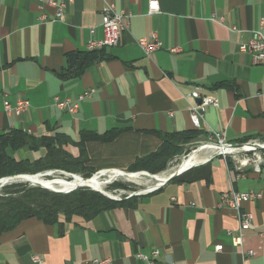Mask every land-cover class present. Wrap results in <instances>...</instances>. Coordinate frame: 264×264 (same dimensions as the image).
Wrapping results in <instances>:
<instances>
[{
	"label": "crops",
	"instance_id": "0c3cea01",
	"mask_svg": "<svg viewBox=\"0 0 264 264\" xmlns=\"http://www.w3.org/2000/svg\"><path fill=\"white\" fill-rule=\"evenodd\" d=\"M48 1L0 0V136L19 131L27 139L6 146L15 161L45 156L41 140L78 157L85 132L99 138L116 132L111 141L86 143L96 171H129L137 157L158 148L160 136L193 129L195 141L215 131L228 143L264 142V66L238 49L252 31L264 34V0H158L155 14L147 13L148 0H50L65 3L63 20L40 22L41 12L55 14ZM107 1L128 16L127 28L116 46L86 61L87 43L102 38ZM152 31L162 46L146 57L136 40ZM196 87L217 99L199 128L188 114L187 94ZM87 90L93 91L74 114L52 104L54 96L75 101ZM19 97L28 99V109L6 115L3 100ZM230 191L261 193L240 208L251 213V229L240 230L236 211L217 207ZM154 249L152 264H264V165L255 171L238 167L231 155H210L157 190L124 197L88 220L27 218L0 234V264H147L138 254L150 257Z\"/></svg>",
	"mask_w": 264,
	"mask_h": 264
},
{
	"label": "trees",
	"instance_id": "16d2710c",
	"mask_svg": "<svg viewBox=\"0 0 264 264\" xmlns=\"http://www.w3.org/2000/svg\"><path fill=\"white\" fill-rule=\"evenodd\" d=\"M97 52L89 51L91 56H88L86 61L93 60ZM70 60L74 61V58ZM115 134L116 132L112 130L99 138L92 133H82L79 144L81 153L78 157H73L61 147L60 143L55 144L54 140H41L47 149L45 156L33 162H17L7 152L6 146L18 148L23 146L27 139L22 132H7L0 136V178L16 174H36L46 170H61L81 174L82 177L87 178L97 169L89 165L86 143L98 139L102 142L111 141ZM198 135V131L193 129L171 136H158L160 138L158 148L145 156L137 157L129 171L143 170L154 174L164 170L173 158L181 154L183 145L195 141ZM246 141L248 140L243 139L240 143ZM31 144L33 148L36 147V140ZM113 185L122 186L119 183ZM9 186L14 189L9 190ZM120 202L121 200H111L88 188H76L68 193H58L22 184L6 185L0 194V234L27 218H35L46 224H58L61 218L65 221L73 217L88 220Z\"/></svg>",
	"mask_w": 264,
	"mask_h": 264
},
{
	"label": "built area",
	"instance_id": "2783aa9c",
	"mask_svg": "<svg viewBox=\"0 0 264 264\" xmlns=\"http://www.w3.org/2000/svg\"><path fill=\"white\" fill-rule=\"evenodd\" d=\"M47 4L55 8V14L53 15L52 18H48L46 14L41 12L38 16V20L40 22L63 20V10L65 7V3L64 2L56 3L54 1L49 0ZM147 8H148L147 10L148 14H155L160 12L158 0H148ZM101 12H102L101 27H102L103 35L101 39L90 41L87 43L86 47L88 51H99L105 47L116 46L118 44L120 33L127 28L128 16L122 12H117L115 10L112 1H107L103 5ZM136 43L146 57H150L156 50H158L162 46L161 40L158 38L156 32L153 31L144 37L138 38L136 40ZM238 49L241 52L248 53L251 56L252 62L254 64L264 66V34L260 30L252 31L249 39L245 42H241L238 45ZM177 51L178 48H170V52H177ZM92 91L93 90L85 91L84 93L80 94L77 100L75 101H72L69 98L60 99L57 96H54L51 99V101L52 104L57 109L61 111H66L69 114H74L77 112L78 101L82 100L86 96H89ZM187 97L192 101V103L188 108L189 119L194 128H199L200 121L203 118L206 107L217 106V99L214 95L210 93L202 94L201 90L198 87L194 88L189 94H187ZM197 100H199V102H197ZM28 107H29V101L28 99L23 97L16 98V100L13 103L8 101L7 99H4L2 102L3 112L6 115L19 116L20 114L24 113L28 109ZM204 142L216 144L219 146L234 147L233 146L234 144L226 142L223 136L219 132H215V131H208L206 141ZM204 142H200V144ZM239 144H241L239 147H235L237 148L238 151L230 152V153L218 152V155H223V156L231 155L233 158L237 159V156H239V154H242V156L247 158V165H252L254 170L258 171L260 169V166L264 165V152H262V154H260L259 152L264 150H258V149H254L252 151L242 150V145L247 144L254 146L255 144L260 145V142L258 140H248L246 142ZM196 148L197 147H195L194 145H191L190 152L184 155V157L192 153ZM249 153H251L252 156H250ZM241 166H246V165H238V167ZM107 170H111V169L99 170L95 174ZM47 172L60 173L61 170H46L40 173H47ZM160 186L162 185L159 183L148 189L131 191L128 192L125 195V197L128 198L133 195L149 193L157 190ZM260 196L261 193H256L252 191L225 192L220 196V199L217 203V207L219 208L226 207L236 211L237 218L239 220L240 230L242 231L248 230L253 227L252 215L248 211H240L241 205L244 202L251 201ZM111 198L112 200L119 201L124 197L122 198L118 195L117 196L112 195ZM232 240L234 245L240 244L239 236H233ZM221 248H222L221 244H216L214 246L215 251H219L221 250ZM251 253L252 252L250 250L247 252L248 255H250ZM158 254L159 251L157 249H154L152 250L150 257L142 254H138V257L143 261H145L147 264H152L154 259L158 256ZM32 258L34 261H39L38 256H33ZM107 261L108 260H93L94 263H98V264H105ZM183 264H188V263H183Z\"/></svg>",
	"mask_w": 264,
	"mask_h": 264
},
{
	"label": "bare ground",
	"instance_id": "6f19581e",
	"mask_svg": "<svg viewBox=\"0 0 264 264\" xmlns=\"http://www.w3.org/2000/svg\"><path fill=\"white\" fill-rule=\"evenodd\" d=\"M260 145H264V143L260 142ZM255 149L253 145H242V150L252 151ZM238 151L235 147H227V146H219L212 143H201L197 146L195 151L187 155L186 157H182L181 161L172 166L168 171L153 174L154 176H150L151 174L146 173H137L135 175H128L122 172L121 170H107L101 171L97 174H94L91 177L86 179H81L79 174L71 173V175L66 173H57V176H52L54 173L47 172L46 176L42 174H29L30 176H21V177H12L0 180V190L3 186L11 183H27L32 186H42L44 188L59 190V191H71L75 188L82 187L83 185H88L91 189L95 191H101L109 196H112L110 192H107L106 186L110 184L113 180H122L124 182H133L141 185H146V189L153 187L161 181L165 180L172 172L182 170L199 160L205 159L206 157L212 155L213 153L223 152L230 153ZM238 165H247V158L242 156H237ZM131 173V172H130ZM48 176H52L54 178L60 179H48Z\"/></svg>",
	"mask_w": 264,
	"mask_h": 264
},
{
	"label": "rangeland",
	"instance_id": "374dc122",
	"mask_svg": "<svg viewBox=\"0 0 264 264\" xmlns=\"http://www.w3.org/2000/svg\"><path fill=\"white\" fill-rule=\"evenodd\" d=\"M204 141H206V138L204 139V140H200V141H194L192 144H189V143H186V144H184L183 145V147H182V152H181V154L179 155V156H177V157H175V158H173L169 163H168V165H167V167L164 169V170H162V171H159V172H157V173H154V174H158V173H162V172H165V171H168L172 166H175V165H177L180 161H181V158L182 157H184V155H186V154H188L189 152H190V146L191 145H194L195 147H197L199 144H200V142H204ZM259 142H261V143H264V142H262V141H259ZM232 144H236V143H232ZM262 152H264V151H260L259 153L260 154H262ZM249 155L250 156H252L251 155V153H249ZM239 156L240 157H242V154H239ZM99 171V170H98ZM123 171H125V172H131V173H133V172H137V173H140V172H146V173H149V174H152V173H150V172H147V171H143V170H141V171H128V170H123ZM97 172V171H96ZM96 172H94L91 176H93ZM81 177H82V175L81 174H79ZM52 176H57V172H55ZM52 176H48L47 178L49 179H54V180H56V179H60L61 177H59V178H54V177H52ZM91 176H89V177H91ZM88 178V177H87ZM114 183H119V184H121L122 186H114L113 184ZM12 184H22V185H25V186H30V187H37V186H32V185H29V184H27V183H11V184H7V185H12ZM6 186V185H5ZM146 186V185H145ZM144 185H141V184H137V183H133V182H124V181H122V180H115V181H112L110 184H108L107 186H106V191L107 192H110V193H112L111 195H113V196H120V197H125V195L128 193V192H131V191H139V190H144V189H146V187H145ZM3 188H4V186L1 188V190H0V194L3 192ZM78 188H88V189H90V190H93V189H91L90 187H86V186H82V187H78ZM77 188V189H78ZM8 189L9 190H13L14 189V187H8ZM45 189V188H44ZM76 189V188H75ZM74 189V190H75ZM50 191V190H49ZM93 191H95V190H93ZM114 191H115V193H114ZM97 192V191H96ZM68 193V192H67ZM98 193H100V192H98ZM100 194H102V193H100ZM103 195V194H102ZM104 196V195H103ZM106 197V196H105ZM106 198H108V197H106ZM112 200V199H111Z\"/></svg>",
	"mask_w": 264,
	"mask_h": 264
},
{
	"label": "water",
	"instance_id": "95a60500",
	"mask_svg": "<svg viewBox=\"0 0 264 264\" xmlns=\"http://www.w3.org/2000/svg\"><path fill=\"white\" fill-rule=\"evenodd\" d=\"M197 102H199V100H197ZM241 144H234L233 146L234 147H239ZM255 146V149H258V150H264V145H259V144H255L254 145ZM195 151V150H194ZM214 155H218V153H213L212 154V156H214ZM187 168V167H186ZM186 168H184V169H182V170H179V171H174V172H172V174H170L165 180H163V181H161V185H163L164 183H166L167 181H169V180H171V179H173V178H175L179 173H181L183 170H185ZM112 171H114V170H116V169H111ZM122 172H124L125 174H128V175H135V174H137V172L135 173V172H133V173H130V172H125V171H122ZM60 173H66V174H69V175H71V173H68V172H65V171H61ZM146 173V172H145ZM38 174H42L43 176H46L47 175V173H36L35 175H38ZM146 174H149V173H146ZM21 176H30L29 174H16V175H12V176H7V177H2V178H0V180H3V179H7V178H12V177H21ZM150 176H154L153 174H151ZM81 179H86V178H84V177H81ZM16 183H18V182H16ZM83 186H86V187H89L88 185H83ZM37 187H41V188H44V187H42V186H38L37 185ZM45 189H47V190H50V191H53V192H58V193H67V192H70V190L69 191H59V190H53V189H48V188H45ZM98 192H100V193H102L104 196H106V197H108L109 199H112L111 198V196H109V195H107V194H105V193H103V192H101V191H98Z\"/></svg>",
	"mask_w": 264,
	"mask_h": 264
}]
</instances>
